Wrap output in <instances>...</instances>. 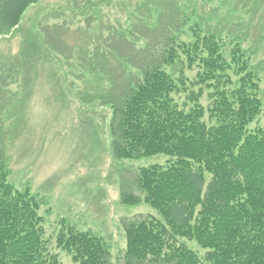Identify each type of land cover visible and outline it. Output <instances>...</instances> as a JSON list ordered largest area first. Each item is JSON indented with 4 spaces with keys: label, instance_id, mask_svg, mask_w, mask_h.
Masks as SVG:
<instances>
[{
    "label": "trees",
    "instance_id": "1",
    "mask_svg": "<svg viewBox=\"0 0 264 264\" xmlns=\"http://www.w3.org/2000/svg\"><path fill=\"white\" fill-rule=\"evenodd\" d=\"M40 1L0 0V38ZM189 33L150 50L110 101L115 158H167L140 167L135 191L121 194L125 205L154 211L124 223L126 264H264V127L252 126L263 111L259 71L241 39L227 41L199 22ZM30 40L24 59L38 49ZM13 59L0 58L11 81ZM11 173L0 149V264H65L50 247L42 202ZM60 221L57 247L75 264H112L104 236Z\"/></svg>",
    "mask_w": 264,
    "mask_h": 264
},
{
    "label": "rangeland",
    "instance_id": "2",
    "mask_svg": "<svg viewBox=\"0 0 264 264\" xmlns=\"http://www.w3.org/2000/svg\"><path fill=\"white\" fill-rule=\"evenodd\" d=\"M195 22L227 41L241 39L249 50L263 99L252 126L264 127V0H41L8 39L0 38V58H14L9 75H19L12 82L0 72V109L6 106L0 149L10 180L42 200L50 247L65 264L75 263L57 247L60 219L104 236L111 263L126 264L124 223L154 212L146 204L125 205L121 194L135 191L140 167L167 158L116 159L110 101L137 76L150 50L169 37L189 39ZM27 36L38 49L24 59ZM186 73L193 78L196 69Z\"/></svg>",
    "mask_w": 264,
    "mask_h": 264
}]
</instances>
